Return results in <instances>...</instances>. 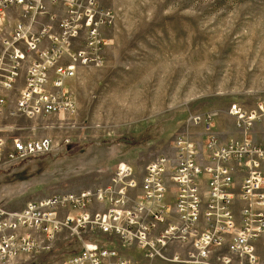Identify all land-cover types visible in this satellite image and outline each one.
Returning a JSON list of instances; mask_svg holds the SVG:
<instances>
[{"label": "built area", "instance_id": "1", "mask_svg": "<svg viewBox=\"0 0 264 264\" xmlns=\"http://www.w3.org/2000/svg\"><path fill=\"white\" fill-rule=\"evenodd\" d=\"M109 0H0V119L77 112L67 83L104 63ZM238 138H220L215 111L194 113L168 151L144 166L118 163L103 185L0 207V264H30L74 240L80 249L46 264H264V119L232 103ZM0 134V167L51 153L49 137ZM58 255V254H57ZM137 255V259L133 258Z\"/></svg>", "mask_w": 264, "mask_h": 264}, {"label": "rangeland", "instance_id": "2", "mask_svg": "<svg viewBox=\"0 0 264 264\" xmlns=\"http://www.w3.org/2000/svg\"><path fill=\"white\" fill-rule=\"evenodd\" d=\"M107 7L114 19L103 29V66L67 83L76 114L1 117L7 147L14 138L41 137L56 147L0 167V207L20 210L33 199L103 185L120 162L144 166L186 132L194 113L217 112L220 138H238L229 105L264 101V0H109ZM144 133L151 139L136 145ZM250 136L264 142V119ZM66 246L30 264L81 248L74 240Z\"/></svg>", "mask_w": 264, "mask_h": 264}, {"label": "crops", "instance_id": "3", "mask_svg": "<svg viewBox=\"0 0 264 264\" xmlns=\"http://www.w3.org/2000/svg\"><path fill=\"white\" fill-rule=\"evenodd\" d=\"M257 250L260 255L264 256V235L257 242Z\"/></svg>", "mask_w": 264, "mask_h": 264}, {"label": "trees", "instance_id": "4", "mask_svg": "<svg viewBox=\"0 0 264 264\" xmlns=\"http://www.w3.org/2000/svg\"><path fill=\"white\" fill-rule=\"evenodd\" d=\"M145 135H143L142 137H140L139 139H135V138H133L134 140H136V145H139L138 144V141L137 140H142V141H144V139H151V137L150 136H146V133H144ZM131 138V137H130ZM125 140H129V139H127V137L126 138H124ZM141 141V142H142ZM128 146V145H127Z\"/></svg>", "mask_w": 264, "mask_h": 264}, {"label": "bare ground", "instance_id": "5", "mask_svg": "<svg viewBox=\"0 0 264 264\" xmlns=\"http://www.w3.org/2000/svg\"><path fill=\"white\" fill-rule=\"evenodd\" d=\"M62 114V113H61ZM59 115V114H58ZM31 119V118H30Z\"/></svg>", "mask_w": 264, "mask_h": 264}]
</instances>
